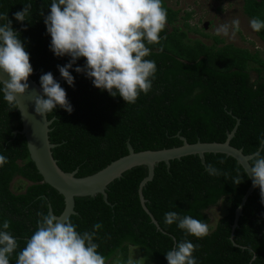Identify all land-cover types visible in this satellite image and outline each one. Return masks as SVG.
<instances>
[{"label":"trees","instance_id":"trees-1","mask_svg":"<svg viewBox=\"0 0 264 264\" xmlns=\"http://www.w3.org/2000/svg\"><path fill=\"white\" fill-rule=\"evenodd\" d=\"M222 2L224 0H212ZM31 3L30 14L23 23L14 19V13ZM167 24L160 33L159 44L146 45L152 49L145 59L157 65L151 91L129 104L119 95L112 97L96 88L86 77L77 74L75 87L59 82L73 106L69 114L62 108L48 114L54 119L50 140L58 146L53 156L65 172L78 170L77 177L93 175L112 162L129 154L128 142L135 152L160 151L181 147L185 137L189 144L224 143L227 134L240 121L231 145L250 155L264 137V53L256 49L225 45L216 37L214 44L189 37L191 31L208 37L189 24L193 13L170 7ZM51 0H0V13L13 21V28L24 42L33 67L32 79L40 85V76L60 72L69 57H56L50 51L51 36L47 34L44 15ZM244 13L264 20V0H244ZM180 24H182L180 26ZM264 42V29L255 32ZM167 37L164 39L163 37ZM79 65L85 63L81 58ZM75 67V66H74ZM252 72L257 75L253 80ZM22 130L19 112L10 111L0 92V155L7 162L0 166V231L5 219L11 222L9 231L18 242L17 252L36 230L38 213L61 216L65 199L57 190L43 181L31 160ZM205 164L199 155H190L155 167L154 179L143 189L146 206L161 229L144 210L139 188L148 176V168L139 166L124 173L109 185L108 202L102 195L75 199L76 215L68 220L77 225V231H93V225L103 227L96 233L98 252L106 264H128L130 246H137L150 262L168 264L166 253L184 239V233L175 223L164 222L166 212L190 215L210 226L207 211L225 199L230 203L228 213L202 239L188 237L199 248L193 253L198 264H264V204L256 188L243 207L238 226L233 231L236 211L252 181L245 169L233 157L208 153ZM224 161V163H220ZM228 172L232 177L239 169L243 182L210 176L206 167ZM243 249V250H241ZM251 250V251H249ZM252 252L256 259L252 260ZM16 254L10 258L15 264Z\"/></svg>","mask_w":264,"mask_h":264},{"label":"clouds","instance_id":"clouds-1","mask_svg":"<svg viewBox=\"0 0 264 264\" xmlns=\"http://www.w3.org/2000/svg\"><path fill=\"white\" fill-rule=\"evenodd\" d=\"M31 7V3H26L21 11L13 14L14 19L23 23ZM40 14L51 36L50 51L58 58H70L65 65H57L69 86L75 87L71 71L74 70L77 74H86L101 91H107L112 97L119 95L127 105L135 104L142 93L147 95L151 91L157 65L154 60L145 59L152 52L146 45L159 44L160 33L165 30L168 13L162 0H51L48 14L44 15L43 9ZM249 24L254 32L264 29V20L259 18H252ZM240 25L239 18H234L230 25L216 27L215 34L235 39ZM81 58L85 61L82 66L77 63ZM33 71L30 54L13 28L12 19L0 13V92L10 111L20 109L19 97L34 94L31 101L37 115L48 116L58 107L71 114L73 106L67 92L52 72L40 76L42 94L35 90L29 92L28 80ZM6 162L7 158L0 155V166ZM249 164L250 167L245 166L247 176L253 187L259 189L264 204V137L249 155ZM206 171L210 176L223 175L236 185L243 182L239 169L235 177L212 165H208ZM37 215L36 230L18 252V242L9 231L11 222L3 221L0 264H10L14 253L15 264H106L95 242L96 233L103 227L101 223L94 224L93 231L79 232L71 220H64L52 211ZM164 222L167 225L175 223L184 233V239L165 254L168 264H198L193 253L199 245L193 244L188 237H206L208 224L175 211L166 212ZM255 259V252H252V260Z\"/></svg>","mask_w":264,"mask_h":264},{"label":"water","instance_id":"water-1","mask_svg":"<svg viewBox=\"0 0 264 264\" xmlns=\"http://www.w3.org/2000/svg\"><path fill=\"white\" fill-rule=\"evenodd\" d=\"M32 75L28 80L30 85L29 92L35 90L37 94H42L41 85L32 79ZM54 78L58 82H65L60 73ZM33 95L34 94H30L19 97L21 107L20 109H17V111L19 112L22 121V130L19 132L17 131L16 133H20L25 137L30 158L35 163L39 174L43 177V181L57 190L58 193L64 197L65 209L61 216H58L64 220H68L72 215L77 214L75 211L76 198L96 197L100 194L103 196L104 200L109 203L107 193L109 185L115 180L122 178L125 172L139 166H146L148 168V176L140 185V200L144 210L150 215L153 223L158 229H161L157 220L147 208V200L143 195L144 187L154 179L155 167L158 163L164 162L170 167L172 160L181 159L190 155H199L202 162L205 164L206 154L221 153L228 157L235 158L245 171V166L250 167L249 155H245L243 149H238L231 145V141L235 137L237 128L240 124V121L238 120L237 125L232 132L227 134V139L224 143H202L199 141L195 144H189L185 137H180L183 141L181 147L160 151L149 150L135 152L133 146L128 142V155L112 162L107 167L93 175L78 178V170L74 172H65L59 167L58 161L54 158L53 149L58 146L57 144H53L50 140V133L52 131L51 125L54 119L49 120L48 116H40L35 113V105L31 101ZM255 190L256 188L251 184L243 198L241 206L236 211L233 231H235L238 226L239 218L243 213L245 203ZM50 211H52V209H50Z\"/></svg>","mask_w":264,"mask_h":264},{"label":"rangeland","instance_id":"rangeland-1","mask_svg":"<svg viewBox=\"0 0 264 264\" xmlns=\"http://www.w3.org/2000/svg\"><path fill=\"white\" fill-rule=\"evenodd\" d=\"M170 7L181 10V16H185L186 12H192L193 16L189 24L193 30H200L204 34L209 35L204 37L201 34L191 31L189 37L193 40H203L211 45L215 43V38L218 37L224 40L225 45L233 44L237 47L247 48L251 51L256 49L262 50L264 53V42H262L251 29L248 18L244 13V0H224L216 2L212 0H167ZM239 18L241 25L240 31L236 34L235 39L225 37L223 35L217 36L215 29L220 24H229L232 19ZM182 24H180L181 26ZM232 28L229 27V35H231ZM252 78L255 80L257 75L252 72ZM230 203L225 199L221 200L218 206L212 207L207 211L211 218L210 229H214L218 221L223 218L229 209ZM129 261L132 264H159L154 258L151 262L146 259L142 253V249L137 246H130ZM109 264H117L116 261Z\"/></svg>","mask_w":264,"mask_h":264}]
</instances>
